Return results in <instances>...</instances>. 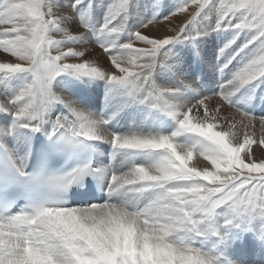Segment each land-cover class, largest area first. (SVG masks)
<instances>
[{
    "label": "snow or ice",
    "instance_id": "snow-or-ice-1",
    "mask_svg": "<svg viewBox=\"0 0 264 264\" xmlns=\"http://www.w3.org/2000/svg\"><path fill=\"white\" fill-rule=\"evenodd\" d=\"M0 53V264H264V0H0Z\"/></svg>",
    "mask_w": 264,
    "mask_h": 264
},
{
    "label": "bare ground",
    "instance_id": "bare-ground-1",
    "mask_svg": "<svg viewBox=\"0 0 264 264\" xmlns=\"http://www.w3.org/2000/svg\"><path fill=\"white\" fill-rule=\"evenodd\" d=\"M155 30V29H154ZM208 41H211L212 42V44L211 45H209L208 43H207V45H206V51H207V53H208V55H210L211 56V53H212V47H214V43H215V39L214 38H208ZM211 49V50H210ZM96 51H99L98 49L96 50ZM1 54V53H0ZM96 53L95 52H93V55H95ZM1 56V55H0ZM5 56V55H4ZM3 56V59L5 60L6 59V57H4ZM192 163H196V161L194 160Z\"/></svg>",
    "mask_w": 264,
    "mask_h": 264
},
{
    "label": "rangeland",
    "instance_id": "rangeland-1",
    "mask_svg": "<svg viewBox=\"0 0 264 264\" xmlns=\"http://www.w3.org/2000/svg\"><path fill=\"white\" fill-rule=\"evenodd\" d=\"M208 44L211 45L212 42H211V41H208ZM214 47H215V43H214ZM214 47L211 48V49H212V52H213ZM211 49H210V50H211ZM0 55H1V56H0V62H4V61H5V60L3 59L4 54L1 53ZM211 56H212V53H211ZM211 56L209 55V57H211ZM4 57H5V56H4ZM261 91H264V86H262ZM254 148H255V146H254Z\"/></svg>",
    "mask_w": 264,
    "mask_h": 264
}]
</instances>
